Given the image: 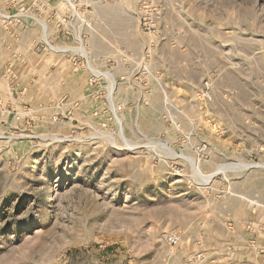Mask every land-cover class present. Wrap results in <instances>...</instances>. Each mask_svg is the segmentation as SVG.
<instances>
[{
    "label": "rangeland",
    "instance_id": "374dc122",
    "mask_svg": "<svg viewBox=\"0 0 264 264\" xmlns=\"http://www.w3.org/2000/svg\"><path fill=\"white\" fill-rule=\"evenodd\" d=\"M263 165L264 0H0V264H264Z\"/></svg>",
    "mask_w": 264,
    "mask_h": 264
},
{
    "label": "bare ground",
    "instance_id": "6f19581e",
    "mask_svg": "<svg viewBox=\"0 0 264 264\" xmlns=\"http://www.w3.org/2000/svg\"><path fill=\"white\" fill-rule=\"evenodd\" d=\"M98 74H99V73H98ZM119 123H120V121H119ZM262 167L264 168V165H263ZM195 169L198 170V169H197V165L195 166ZM208 179H209V178H208ZM211 179H212V178H210L209 180H211Z\"/></svg>",
    "mask_w": 264,
    "mask_h": 264
}]
</instances>
